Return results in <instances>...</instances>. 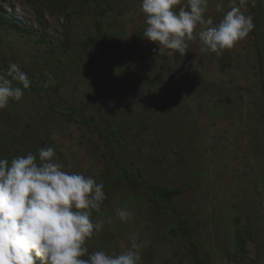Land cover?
<instances>
[{
	"label": "rangeland",
	"instance_id": "obj_1",
	"mask_svg": "<svg viewBox=\"0 0 264 264\" xmlns=\"http://www.w3.org/2000/svg\"><path fill=\"white\" fill-rule=\"evenodd\" d=\"M246 14L254 29L223 55L195 40L167 56L140 0H0V74L15 63L31 81L0 110V158L53 147L104 184L93 219L112 222L90 252L136 235L141 264H264V0Z\"/></svg>",
	"mask_w": 264,
	"mask_h": 264
},
{
	"label": "clouds",
	"instance_id": "obj_2",
	"mask_svg": "<svg viewBox=\"0 0 264 264\" xmlns=\"http://www.w3.org/2000/svg\"><path fill=\"white\" fill-rule=\"evenodd\" d=\"M212 0H140L145 16L143 38L156 43L159 53H188L198 40L201 53L221 56L245 40L254 29L257 0H228V10L215 22L208 15ZM222 12L224 0H215ZM28 75L17 64L0 74V110L19 102L30 88ZM107 196L104 184L92 176L65 170L53 147L37 153L0 158V264H141L149 241L131 236L120 252L89 251L88 242L106 221L94 220ZM121 221L132 213L117 209Z\"/></svg>",
	"mask_w": 264,
	"mask_h": 264
},
{
	"label": "trees",
	"instance_id": "obj_3",
	"mask_svg": "<svg viewBox=\"0 0 264 264\" xmlns=\"http://www.w3.org/2000/svg\"><path fill=\"white\" fill-rule=\"evenodd\" d=\"M16 24H14V26L18 27V24L17 25ZM96 28H97L98 34L101 35L102 34V25H101L100 22H97ZM129 182L133 183L134 181L132 179H130ZM139 184H141V183H139ZM150 190L153 192L154 195H160L163 198H166V199H169V200L180 194L179 191H161L159 188H154V187H150ZM182 232L185 235V237L187 238L188 228L184 227ZM37 264H40V262L37 261Z\"/></svg>",
	"mask_w": 264,
	"mask_h": 264
}]
</instances>
